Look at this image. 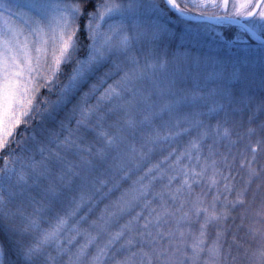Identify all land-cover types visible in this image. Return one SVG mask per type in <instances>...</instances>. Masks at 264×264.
Masks as SVG:
<instances>
[{"label": "snow or ice", "instance_id": "6c2138e0", "mask_svg": "<svg viewBox=\"0 0 264 264\" xmlns=\"http://www.w3.org/2000/svg\"><path fill=\"white\" fill-rule=\"evenodd\" d=\"M194 18L207 23L175 27ZM41 86L56 96L42 110ZM34 112L31 144L12 140ZM185 134L167 170L148 168L88 222L97 193ZM5 150L0 264H264V0H0Z\"/></svg>", "mask_w": 264, "mask_h": 264}, {"label": "trees", "instance_id": "16d2710c", "mask_svg": "<svg viewBox=\"0 0 264 264\" xmlns=\"http://www.w3.org/2000/svg\"><path fill=\"white\" fill-rule=\"evenodd\" d=\"M97 2H100V0H97ZM85 7L91 11L94 10L93 6L91 4H86ZM190 14L199 16V11L198 10H191L189 9ZM209 11V10H207ZM174 15V14H173ZM219 15V14H218ZM187 24L190 25H195V26H203L205 25V23H191V22H187L184 21ZM83 24H84V20L81 19L80 20V26L81 29L83 28ZM212 27H215L219 30L222 31V33H225L227 31V27H222V26H215V25H211ZM78 35L80 36L81 40L84 39V33L83 31H81L80 33H78ZM71 66H65L63 68V72L59 77V81L63 82L66 79V76L68 74V72L70 71ZM103 89H101L102 91ZM54 92H55V88H54ZM99 93H97L98 95ZM49 98V99H55L56 96L55 94H50L48 88H42L39 93L36 96V100H35V104L38 105L39 109H43L44 105H43V100L45 98ZM94 102V101H93ZM40 123H41V117L36 114L35 112L32 114V117L30 119H28L26 122H22L19 127L15 130L14 136L11 138L12 140L16 141V140H24L26 141L28 144H31V141L29 140V137L35 132H39L40 131ZM74 123V122H73ZM214 123V121H213ZM237 131H243V129H237ZM195 134V133H193ZM190 139V137L188 135H182L178 138H172L166 141H161L155 148L154 150L149 153V155L147 157H145L141 163H140V167L137 168H133L131 172H129L128 176L126 178H124L123 180H121L120 182V186L118 189H113L106 197L101 198V193H97L96 194V203L95 205H88V207H92V212L91 214L88 216V222H91V220H95L97 219L101 212L104 210L105 205H110L112 204L115 200H117L118 197H120L121 193H123L125 190L132 188V187H139L138 184H134L135 181L138 180L139 177L144 176L147 169L152 167L155 164H160L161 168L164 169H168L169 165L172 164V162L175 160L176 155H178L180 152H182L185 148V145L187 144L188 140ZM211 140H208L207 143H211ZM11 147H16L15 143H13L11 145ZM173 149H175L176 151L173 153V155L171 157H169L168 160H165L164 157L168 156L170 152L173 151ZM10 150V149H9ZM7 151L5 150L4 152H0V167H3L4 165V159L3 157L5 155H7ZM220 151H225V148L223 147V145H220ZM17 152H19V149H17ZM203 155H207V146L205 145L204 149H203ZM38 158V157H37ZM188 161L185 159L184 163H187ZM193 163H195V161H193ZM236 172V168H233V174H235ZM120 175L122 174H118L116 179L120 178ZM151 175H157V172L155 169H153V172L150 174ZM149 176V178H150ZM241 181V177L239 175L236 176V183L239 184ZM144 183H148V179H145ZM167 183V178L165 177L163 180L157 178V180L153 181V186L155 190H160V187L162 184ZM112 187L111 182L102 190L103 193H108V189ZM73 195H76V193H73ZM149 199H151L152 197L149 196ZM158 203V201H156ZM88 207H85L80 215H83L84 212H87ZM68 209V202H65V205L62 208H59L58 211L60 212L61 215L64 214V212ZM29 211H31V209H29ZM141 211V207L138 206L135 209L132 210L131 213H126L122 216H120L118 219L114 220L112 225H111V230L112 231H116L119 229L120 225L125 223L131 215H135L136 212ZM144 215H147V211L145 210ZM236 220L235 223L238 225L240 224V218H239V209L237 210L236 213H234ZM78 219V217H77ZM229 224H232V220L230 219L228 221ZM83 227L87 228L88 227V223H84L82 225ZM41 227H47V223H42ZM243 233L244 230L241 229V231L238 233V238L239 237H243ZM229 236H231V233L229 234ZM82 237L79 238L80 242H82ZM106 239L105 236L101 237L100 242L102 243L103 240Z\"/></svg>", "mask_w": 264, "mask_h": 264}, {"label": "rangeland", "instance_id": "374dc122", "mask_svg": "<svg viewBox=\"0 0 264 264\" xmlns=\"http://www.w3.org/2000/svg\"><path fill=\"white\" fill-rule=\"evenodd\" d=\"M102 2H103V0H100V3H102ZM190 9H191V10H198V9H192L191 7H190ZM207 10H209L208 12L216 11L217 14H219V15H223V14H224L223 10L211 9V8H209V9H207ZM229 10H231V3H230V6H229ZM198 11H200V10H198ZM191 15H193V14H191ZM193 16H196V15H193ZM196 17H198V16H196ZM79 24H80V21H79ZM185 26L197 27V26H195V25L187 24L186 22H184L182 25H175V27L178 28V29L181 28V27H185ZM215 26H222V27H227V28H228V26L225 25V24H219V25H215ZM106 27H107V24H102V30L105 29ZM211 28H213L215 31H218V32H221V33H222L221 30H219V29H217V28H215V27H212V26H211ZM212 35H214V33H212ZM180 43H181V41H180V39H179V31H177V40H176L177 49H174V50H181V51H182V49H179V45H180ZM171 54H172V53H171V51H170V52H169V55H171ZM39 83H40L41 85H43V84H44V81H43V80H40ZM109 83H111V81H109ZM106 86H107V85H105V87H106ZM42 88H46V87L41 86V87L39 88V91H40ZM38 93H39V92H38ZM36 96H37V95H36Z\"/></svg>", "mask_w": 264, "mask_h": 264}, {"label": "water", "instance_id": "95a60500", "mask_svg": "<svg viewBox=\"0 0 264 264\" xmlns=\"http://www.w3.org/2000/svg\"><path fill=\"white\" fill-rule=\"evenodd\" d=\"M196 17V16H194ZM187 22H191V23H207L206 21H203L201 19H198V18H194V19H190V20H186ZM212 25H219V24H212Z\"/></svg>", "mask_w": 264, "mask_h": 264}]
</instances>
